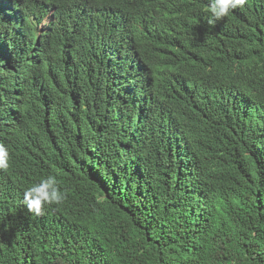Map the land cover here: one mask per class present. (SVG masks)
Masks as SVG:
<instances>
[{"label":"trees","instance_id":"obj_1","mask_svg":"<svg viewBox=\"0 0 264 264\" xmlns=\"http://www.w3.org/2000/svg\"><path fill=\"white\" fill-rule=\"evenodd\" d=\"M106 2L74 28L94 39L116 14L135 19L117 38L141 53L149 81L112 50L82 85L40 75L49 37L31 43L42 52L30 42L43 16ZM209 3L0 0V264H264V0L213 25ZM110 73L115 116L99 104ZM50 175L67 198L29 213L24 191Z\"/></svg>","mask_w":264,"mask_h":264},{"label":"clouds","instance_id":"obj_2","mask_svg":"<svg viewBox=\"0 0 264 264\" xmlns=\"http://www.w3.org/2000/svg\"><path fill=\"white\" fill-rule=\"evenodd\" d=\"M247 0H210L208 6L204 9L210 13L208 23L215 24L216 21L225 18L230 11L237 7H243ZM111 3H101L95 11L87 8H80L67 13H47L43 16L46 20L44 24L38 25L35 31V38L30 42V46L38 52H42V44H31L39 40L41 35L46 33L49 37V56L41 60L42 72L40 75L51 76L54 70H57L60 76L65 80L69 76H74L79 85L84 83L87 69L93 59L104 60V50L122 51L125 61L128 65V71H124L128 76L147 83L150 78L151 69L144 60L141 53L126 40L117 38V36L126 35L130 38L134 30L135 19L124 13L116 14L111 26L94 39H88L78 35L74 28L80 20L99 19L105 15L113 6ZM131 13L135 16V6L130 7ZM126 45H121L118 42ZM101 73L104 67L99 66ZM112 74H108V92L110 94L109 103L104 100L102 105L104 115L115 116L122 112L123 102L114 95L119 92L111 84ZM149 97L144 99L146 106L150 105ZM157 106L159 101L155 103ZM145 113V112H144ZM9 153L7 148L0 143V169L7 170L9 167ZM67 198V193L62 192L55 176H48L39 183L28 187L23 194V203L29 213L40 216L44 214L45 205H61Z\"/></svg>","mask_w":264,"mask_h":264},{"label":"rangeland","instance_id":"obj_3","mask_svg":"<svg viewBox=\"0 0 264 264\" xmlns=\"http://www.w3.org/2000/svg\"><path fill=\"white\" fill-rule=\"evenodd\" d=\"M171 128H174V127H171ZM172 134H175V133L172 131H169V129L167 127H164V128H162V132L160 135H162V137L164 138L163 140H168L169 136Z\"/></svg>","mask_w":264,"mask_h":264}]
</instances>
